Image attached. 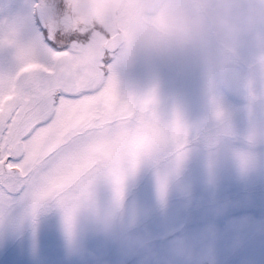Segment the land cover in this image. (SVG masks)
<instances>
[{
  "label": "rangeland",
  "instance_id": "1",
  "mask_svg": "<svg viewBox=\"0 0 264 264\" xmlns=\"http://www.w3.org/2000/svg\"><path fill=\"white\" fill-rule=\"evenodd\" d=\"M35 2L0 0V39L13 23L22 44L39 37ZM41 3L49 18L66 14L65 0ZM109 64L125 99L154 94L163 125L180 119L187 131L182 164L177 170L171 150L146 160L128 178L118 208L111 188L98 186V213L116 222L114 235L98 233L89 223L94 216L81 215L70 237L59 207L35 218L26 203L12 207L0 217V264H122L125 238L135 236L153 242L150 264H186L189 256L194 264H264V84L246 62L223 79L209 76L195 55L132 64L111 57ZM21 66L17 49L0 43V75Z\"/></svg>",
  "mask_w": 264,
  "mask_h": 264
},
{
  "label": "snow or ice",
  "instance_id": "2",
  "mask_svg": "<svg viewBox=\"0 0 264 264\" xmlns=\"http://www.w3.org/2000/svg\"><path fill=\"white\" fill-rule=\"evenodd\" d=\"M47 7L33 4L40 33L30 44L20 42L15 23L5 22L0 39L17 49L22 65L14 75H0V217L21 203L33 218L55 205L72 237L81 215L99 216V185L111 188L118 208L128 178L146 160L171 150L178 170L187 131L178 117L161 123L154 94L121 95L109 74L105 29L77 27L67 13L41 19ZM165 188L162 179V197ZM125 239L122 264H150L153 242Z\"/></svg>",
  "mask_w": 264,
  "mask_h": 264
},
{
  "label": "clouds",
  "instance_id": "3",
  "mask_svg": "<svg viewBox=\"0 0 264 264\" xmlns=\"http://www.w3.org/2000/svg\"><path fill=\"white\" fill-rule=\"evenodd\" d=\"M77 27H102L104 47L132 64L195 55L205 72L223 79L246 62L264 84V0H65ZM98 233L114 235L113 219L94 216ZM132 238V237H129ZM186 264H194L189 256Z\"/></svg>",
  "mask_w": 264,
  "mask_h": 264
},
{
  "label": "flooded vegetation",
  "instance_id": "4",
  "mask_svg": "<svg viewBox=\"0 0 264 264\" xmlns=\"http://www.w3.org/2000/svg\"><path fill=\"white\" fill-rule=\"evenodd\" d=\"M40 1L42 2V0H40ZM42 13H43V16L45 17V14H44L43 10H42ZM42 19H43V17H42Z\"/></svg>",
  "mask_w": 264,
  "mask_h": 264
}]
</instances>
